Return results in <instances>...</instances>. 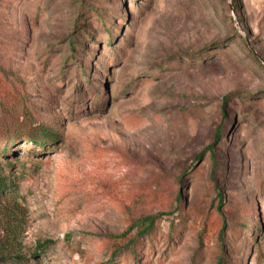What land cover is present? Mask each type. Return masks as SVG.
Returning <instances> with one entry per match:
<instances>
[{
	"label": "rangeland",
	"instance_id": "obj_1",
	"mask_svg": "<svg viewBox=\"0 0 264 264\" xmlns=\"http://www.w3.org/2000/svg\"><path fill=\"white\" fill-rule=\"evenodd\" d=\"M0 80L58 135L7 150L1 264H104L162 212L141 264H264V0H0Z\"/></svg>",
	"mask_w": 264,
	"mask_h": 264
},
{
	"label": "trees",
	"instance_id": "obj_2",
	"mask_svg": "<svg viewBox=\"0 0 264 264\" xmlns=\"http://www.w3.org/2000/svg\"><path fill=\"white\" fill-rule=\"evenodd\" d=\"M76 41L71 38V46L75 47ZM14 85H8L2 80H0V144L3 143V147L0 152V156L4 157V160L0 159V200L8 196V192H11L14 187V178L16 175V170H14V162L11 159L10 153H7L8 148L13 146L20 140H24L25 143H36L40 146H46L51 144L50 141H56L58 135H52L50 132V126L42 125L35 126L34 122L38 119L37 114L32 111H27L25 107V102L20 101L18 95L13 92ZM19 117V118H16ZM13 128V129H12ZM221 128L218 129L216 139L221 135ZM210 150H213L214 145L210 144L208 146ZM215 152L213 151V155ZM201 156V155H200ZM199 156V157H200ZM215 176V172L212 171ZM218 187L217 183L215 184ZM177 199H182V192L179 189L177 193ZM165 212L147 215L140 218L136 223L125 232L119 235H114L110 237H126L135 226H139V231L137 235H134L131 240H127L118 247H115L111 256H114L117 261L120 257H117L121 252L126 253L127 261L130 263L141 264V245H137L139 241L145 240L147 237L151 236L156 230L157 222ZM47 242V241H45ZM48 244V242H47ZM47 245H43L41 250L46 251ZM123 250V251H121ZM43 256V255H41ZM111 256L108 257V262L104 264H110L113 260ZM126 262V261H124ZM225 256L222 254L219 257L218 264H226ZM1 264V262H0Z\"/></svg>",
	"mask_w": 264,
	"mask_h": 264
}]
</instances>
